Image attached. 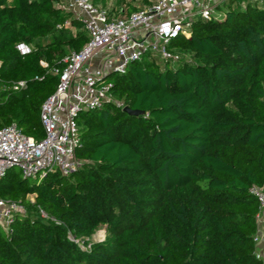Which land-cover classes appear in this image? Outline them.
Listing matches in <instances>:
<instances>
[{
    "label": "trees",
    "instance_id": "16d2710c",
    "mask_svg": "<svg viewBox=\"0 0 264 264\" xmlns=\"http://www.w3.org/2000/svg\"><path fill=\"white\" fill-rule=\"evenodd\" d=\"M92 2L118 16L142 7ZM64 3L0 0V89L25 82L0 90V129L43 138L55 71L88 40ZM219 10L170 42L177 60L145 54L106 77L113 99L141 114L113 103L82 111L78 169L40 181L6 172L0 198L25 215L0 225V264H262L250 189L264 187V0ZM101 227L104 240L91 241Z\"/></svg>",
    "mask_w": 264,
    "mask_h": 264
},
{
    "label": "built area",
    "instance_id": "2783aa9c",
    "mask_svg": "<svg viewBox=\"0 0 264 264\" xmlns=\"http://www.w3.org/2000/svg\"><path fill=\"white\" fill-rule=\"evenodd\" d=\"M228 1L242 7L251 0H153L136 11L118 16L96 5L92 0H65L63 8L83 24L88 40L78 52L70 53L54 92L42 103L39 120L44 132L36 141L20 132L15 124L0 129V179L11 169H17L23 179L40 181L49 173L67 176L81 165L75 157L80 143L77 118L82 111L100 109L106 103L124 108L111 95L109 74H124L127 67L145 54L160 60H177L168 46L180 35L189 36L192 23L198 19L217 20L224 13L217 12ZM68 25V22L65 23ZM22 55L31 47L16 45ZM43 67L46 64L41 63ZM25 82L12 83L16 91ZM250 193L257 199V221L264 229V187H252ZM43 219L54 221L40 210ZM15 215H25L19 203L0 198V225L8 230ZM59 224V223H56ZM259 259L264 264V237L257 229L253 237Z\"/></svg>",
    "mask_w": 264,
    "mask_h": 264
},
{
    "label": "rangeland",
    "instance_id": "374dc122",
    "mask_svg": "<svg viewBox=\"0 0 264 264\" xmlns=\"http://www.w3.org/2000/svg\"><path fill=\"white\" fill-rule=\"evenodd\" d=\"M152 1L153 0H146V2H144L142 0H124L122 4H119L118 0H107V7L110 10H112L113 7H116L119 10L120 6L126 7V5H128L127 3H129V2H130V5L141 7V6L146 5ZM217 12H221V11L218 10ZM21 177H22V175H21ZM29 199L32 200L33 196H29ZM105 235H106L105 228L101 227L92 235L91 241H95V242L102 241V240H104Z\"/></svg>",
    "mask_w": 264,
    "mask_h": 264
},
{
    "label": "crops",
    "instance_id": "0c3cea01",
    "mask_svg": "<svg viewBox=\"0 0 264 264\" xmlns=\"http://www.w3.org/2000/svg\"><path fill=\"white\" fill-rule=\"evenodd\" d=\"M257 229L259 230V234L264 237V229H263V223L262 222L258 223V228ZM255 247H256L255 253H256L257 257H259L258 251H260V249L262 247V243H259L257 246L255 245Z\"/></svg>",
    "mask_w": 264,
    "mask_h": 264
},
{
    "label": "water",
    "instance_id": "95a60500",
    "mask_svg": "<svg viewBox=\"0 0 264 264\" xmlns=\"http://www.w3.org/2000/svg\"><path fill=\"white\" fill-rule=\"evenodd\" d=\"M123 111H124L125 113H127L128 115H131V116H138V115L141 114L140 111H132V110L128 109L127 107H125V108L123 109Z\"/></svg>",
    "mask_w": 264,
    "mask_h": 264
}]
</instances>
